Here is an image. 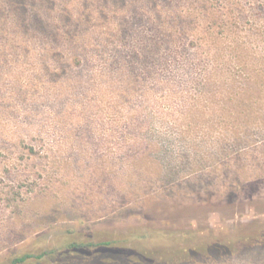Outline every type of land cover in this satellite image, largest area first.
I'll return each instance as SVG.
<instances>
[{
  "label": "rangeland",
  "instance_id": "obj_1",
  "mask_svg": "<svg viewBox=\"0 0 264 264\" xmlns=\"http://www.w3.org/2000/svg\"><path fill=\"white\" fill-rule=\"evenodd\" d=\"M235 1V33L217 28L208 55L174 37L164 62L158 22L190 33L183 15L205 3L116 2L112 33L95 22L87 53L130 56L133 83L76 86L60 57L38 56L37 26L1 32L15 12L0 0V264L84 241L157 256L136 264H264V0ZM147 54L160 63L134 58ZM237 63L253 81H200ZM175 245L205 249L179 258ZM47 259L36 264H59Z\"/></svg>",
  "mask_w": 264,
  "mask_h": 264
},
{
  "label": "trees",
  "instance_id": "obj_2",
  "mask_svg": "<svg viewBox=\"0 0 264 264\" xmlns=\"http://www.w3.org/2000/svg\"><path fill=\"white\" fill-rule=\"evenodd\" d=\"M131 1L134 2V0ZM201 1L205 3H201L205 5L202 11L203 14L200 11L196 13L194 9L183 15V17H190L192 22L188 26L190 33L187 31V27L179 22L183 21L182 18H179V15H177L178 25H168L166 20H160L158 22L159 28L165 32L164 34L167 37L164 38L162 36V41L155 43L156 47H153L158 48L157 53L159 55L156 57L157 60L162 62L165 59L164 55L167 53L166 50L174 44V37L179 36L180 38V36H185L190 38L189 40H185L188 43H183L186 48L193 50V52H198L202 49L208 55L211 52L209 47L216 41L217 28L223 30L226 34L236 32L238 19L235 17L232 8L236 5L235 0H224V2L220 0L215 2ZM116 2H121L125 5L126 0H97V3L96 0H2V4L5 6L2 8L6 9V6H9L15 14H13V20L8 22L11 26L1 24V32L4 33L8 27L13 31L16 28L19 29V27L27 29L30 25L34 26V28L37 26L39 30L30 35H33L34 38L36 37L35 39L38 40L40 45H44L40 49L41 52L38 56L48 57L47 55H52L60 57L62 62L60 73L64 75L65 79L63 81L67 85L84 86L89 82H96L100 86L110 85L111 83L121 84L125 81L124 79L126 77V83H133L132 70L128 67L132 64L129 58L130 56L114 59H98L91 57L87 53L89 43L97 35L95 22L102 23L101 28L105 30L104 32L112 33L115 26L114 18L116 16L121 17L122 15L119 12L120 10L117 9ZM152 14L149 13V17H152ZM158 16H160V13ZM197 20H205L206 25L203 27L198 26V23H196ZM197 26L200 29L196 28ZM16 42L25 51L34 52L36 48L35 43L32 41L25 43L19 40ZM68 50L71 52L70 55H68ZM135 56V59L142 61L144 64L155 66L156 63H160L152 58V54H147L141 58L138 55ZM112 60L115 61V64H112ZM218 66L217 64L215 69H218ZM193 67L194 65L191 69ZM241 71V65L237 63V68L234 69L231 75L218 76L217 74L214 77L212 75L213 72L206 71L199 77L200 81L205 85L210 82H225L224 78L237 83H239V80H254L248 74L242 76ZM231 72L229 71V73ZM58 75L59 73L55 77ZM116 242V244L119 243L118 241ZM261 242L263 243L264 240ZM202 246L200 245L199 249L205 247ZM174 248L178 252L175 256H179V258L187 257L192 250L199 251L198 248H182L176 245L167 248V250H173ZM219 248L221 246L216 243L206 245V249L209 250H218ZM46 257L48 258L47 260L52 259V261L59 264H90L93 261H97L99 264H136L143 263L144 260L158 261L157 256L151 252L148 254L138 248L135 250L133 248L129 252L118 245L113 246V243L110 242L87 243L84 241L72 242L66 245L64 249H61L60 252L51 253L45 251L39 254H25L15 257L12 259L11 264H25L29 259H34L32 264H36L40 259Z\"/></svg>",
  "mask_w": 264,
  "mask_h": 264
}]
</instances>
